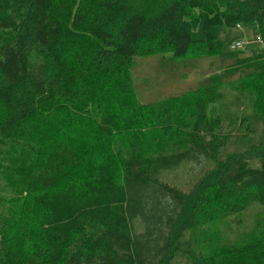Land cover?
<instances>
[{
	"label": "trees",
	"instance_id": "16d2710c",
	"mask_svg": "<svg viewBox=\"0 0 264 264\" xmlns=\"http://www.w3.org/2000/svg\"><path fill=\"white\" fill-rule=\"evenodd\" d=\"M235 27L264 44V0H0V264H264L223 236L264 216V51H224ZM165 55L220 73L139 102Z\"/></svg>",
	"mask_w": 264,
	"mask_h": 264
},
{
	"label": "rangeland",
	"instance_id": "374dc122",
	"mask_svg": "<svg viewBox=\"0 0 264 264\" xmlns=\"http://www.w3.org/2000/svg\"><path fill=\"white\" fill-rule=\"evenodd\" d=\"M219 38L224 42V51L232 52L231 46L233 43L241 42L242 47L237 51H242V53H239L241 54L239 56L242 57L249 58L254 54H262L264 51V44L259 37L255 39L251 27L227 29L219 35ZM219 73L217 62L214 59L182 63L174 62L170 56L165 55L137 59L132 69V79L134 80L139 102L149 103L205 85L209 79L219 75ZM136 146L141 155L146 156L165 152L168 148L165 140L158 136H145L143 139H138L136 140ZM234 219L239 220L241 228L238 232L235 224L231 223L228 230L223 229L226 243L240 238L243 231L245 234H250V230L253 228L264 234V216L259 213V210H248L237 215ZM206 231L208 230L206 229ZM206 231L203 230V232ZM257 234L259 235V233ZM208 241L207 245L210 243V240ZM205 250L206 243L198 247L196 254L201 256L202 251Z\"/></svg>",
	"mask_w": 264,
	"mask_h": 264
},
{
	"label": "built area",
	"instance_id": "2783aa9c",
	"mask_svg": "<svg viewBox=\"0 0 264 264\" xmlns=\"http://www.w3.org/2000/svg\"><path fill=\"white\" fill-rule=\"evenodd\" d=\"M242 47V43L241 42H235L233 43V45L231 46V51H237L238 49H240Z\"/></svg>",
	"mask_w": 264,
	"mask_h": 264
}]
</instances>
